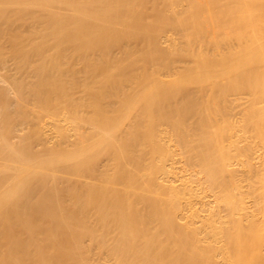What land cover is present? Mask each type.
Here are the masks:
<instances>
[{
	"label": "bare ground",
	"instance_id": "bare-ground-1",
	"mask_svg": "<svg viewBox=\"0 0 264 264\" xmlns=\"http://www.w3.org/2000/svg\"><path fill=\"white\" fill-rule=\"evenodd\" d=\"M112 37L142 46L122 50L129 63L84 68L91 96L72 118L65 92L47 96L62 68L44 66L46 53L75 64ZM3 41L31 54L6 78L18 100L26 89L42 103L30 115L24 96L0 118V264H264V0H0L6 57ZM58 104H70L62 120ZM57 168L89 182L62 198Z\"/></svg>",
	"mask_w": 264,
	"mask_h": 264
},
{
	"label": "rangeland",
	"instance_id": "rangeland-1",
	"mask_svg": "<svg viewBox=\"0 0 264 264\" xmlns=\"http://www.w3.org/2000/svg\"><path fill=\"white\" fill-rule=\"evenodd\" d=\"M145 11V10H144ZM149 11H147V13H148ZM145 12H143V14H144ZM4 27H5V29L7 28L8 30L7 31H9V30H12L11 28H16V26H11L10 24H7V25H3ZM4 29V30H5ZM162 29V28H161ZM167 30H169V28H166ZM176 38L178 39V41H180V37H179V35H177L176 36ZM115 40H119V39H115L114 37H112L111 39L109 38V40H107V41H105L104 43H98L97 45H94L93 46V48H91V51H82L81 52V56L80 57H82L81 59H79V60H75L77 63H75V64H73V63H65V62H63L64 60L66 61V59H63V57L62 56H60L61 54H60V52H58V54H56L57 53V51H55V54H53V52H54V50L55 49H51L52 47L53 48H55L56 46H55V44L56 43H48L47 44V48H49V50L51 49V50H53V52L51 51V53H46L47 55H48V58L45 60V62H44V60H42L43 62H44V66H47L48 64H49V66H52V64H57V66L58 65H60V68H62V70L60 71V72H58V71H54V69H56V68H58V67H55V68H53L54 67V65L52 66V68H50L49 66V68L51 69L50 70V72H52V69H53V72L51 73V74H49V78L48 79H51V81H49L51 84H52V92L50 93V94H48L47 96H49L48 98H51L52 96H54V97H58V95L61 97L62 95H64V92H65V95H66V97L68 96V101H70L69 103L71 104V105H74V104H78V105H80V106H78L77 105V110H75L76 109V107H73V108H71V110L72 109H74V110H72V111H74V113L72 112H68V114L70 113V116H72V118L73 117H75V118H78V117H82L81 119H83V115H84V111H83V114H82V108H83V106H84V103H83V101H85L86 102V100L85 99H89V97L91 96V93L89 92V91H87V89H85V87L87 86V84L85 85V82L86 81H88V80H84L86 77L87 78H90L88 75H87V73L84 71L85 69L84 68H87V67H89V64H94L95 66H97V65H99V64H102V59L103 58H111L112 60H121L123 63H129L130 62V60L129 59H125L126 58V52L125 53H122V50L124 49V48H126L127 47V50H129V49H136V48H139V47H141L142 46V43L141 42H139V41H137V40H132V41H126V40H122V39H120V41H115ZM7 43H9V42H2V48L4 49V50H1L2 51V53H3V55H4V51H6L7 52V54L6 55H8L9 53H8V50L10 51L11 50V54H9V55H11V56H6L7 57V59H6V57L5 56H0V61L3 59V57H4V59L3 60H6V66H0V84H1V82H2V84H1V87H0V94H1V92H2V94L3 93H5L6 92V94H9L8 95V97L7 98H5L6 100H4V102H5V104H2L1 103V105H0V110L2 109V111H1V113H2V115L0 116V118L1 117H3V116H12L13 115V113L16 111V110H18V109H20V106H21V104L19 103V100L20 99H22V97L23 98H25L26 97V102H25V107H26V109L25 110H27L26 111V113H28V114H30V115H33L34 114V110H37L38 108H35V105L38 103V102H40V104L42 103L41 102V100H42V98L40 99V101H36L35 99H33L32 98V95L31 94H33L31 91V94H26L28 91H26V89H25V91L24 90H22V91H24V93L23 92H19V95L21 94V93H23L22 95H20V96H22L19 100H18V97L16 96V94H18V93H14L15 91H17L16 90V88H14V89H12V85H10L9 84V82L7 81V77L10 75L11 76V74H15V70H16V68H17V64H18V61H17V59L19 60V61H21V63L23 62V64H21V63H19V64H21V65H24V62L27 60L28 62L30 61L29 59H30V57H31V54L29 55V54H27V55H29L28 57L26 56V53H23V51H22V53L20 52V50L18 49V47H19V45H21V44H16V45H13V43H11L12 44V46H18L17 47V49H15V47H12L11 45H10V43L9 44H7ZM18 43V42H17ZM24 43H26V44H24ZM23 44L24 45H22V46H24V47H27L26 45H29L30 46V48H31V45H33V47L36 45V43L34 44H32V43H28V42H24ZM39 43H40V45H41V42H37V44L39 45ZM6 44V45H5ZM45 45H46V43H44ZM44 44H42L43 46H45ZM57 45V44H56ZM232 45V44H231ZM6 46V47H5ZM48 46H52L51 48L50 47H48ZM77 46H79V44L77 45ZM219 46H225V45H219ZM218 46V47H219ZM8 47H12V48H14V49H8ZM28 48V47H27ZM216 48L217 47H212V46H210V45H207V44H205L204 46L203 45H201L200 43H198V44H193L192 45V49H193V51H194V53H200V54H202V55H205V56H207V57H216ZM6 49V50H5ZM13 50H14V53H12L13 52ZM15 51H18V54H20V56L19 57H16V56H18V55H16V53H15ZM44 51V50H43ZM20 52V53H19ZM1 54V53H0ZM14 54V55H13ZM23 54H25L24 55V57H22L21 55H23ZM46 54L44 55V53L42 54L43 56H46ZM2 55V54H1ZM15 56V57H14ZM11 57H12V59H15V60H13V61H10V59H11ZM25 57H26V59H25ZM9 58V59H8ZM11 59V60H12ZM74 59H77V58H75L74 57ZM185 59V58H184ZM187 60L188 61H190V59L189 58H187ZM187 60H184V61H186L185 63L186 64H188V62H187ZM8 61V62H7ZM15 61H17V62H15ZM41 61V60H40ZM39 61V62H40ZM42 61H41V63H42ZM71 61V60H70ZM70 61H66V62H70ZM74 61V62H75ZM99 61V62H98ZM101 61V62H100ZM15 62V63H14ZM72 62V61H71ZM17 63V64H16ZM40 63V64H41ZM59 63V64H58ZM17 65V66H15V65ZM43 64V63H42ZM1 65V64H0ZM12 65H13V67H12ZM9 68H8V67ZM56 66V65H55ZM5 67H7V68H5ZM15 67V70L13 69ZM5 68V69H4ZM6 69H8V71L6 70ZM10 69V70H9ZM13 71H12V70ZM6 70V71H5ZM111 71V72H113V74L114 75H112L110 78H116V77H122L123 75H128V73L126 72L127 71V69H113V70H108L106 67L105 68H103V69H99L98 71ZM116 70V71H115ZM157 70L159 71V72H161V74H167L168 72H167V70H165V69H163L161 66H157ZM21 72H23L24 70H20ZM20 72V73H21ZM17 73V72H16ZM86 73V74H85ZM17 76H19V75H22V74H16ZM16 75H14V76H16ZM100 75H105V73H102V74H100ZM16 76V77H17ZM29 76H30V74H29ZM51 76V77H50ZM32 77H34V76H30V77H27V74H25V77H24V74L22 75V80H24V82H32V81H34V83H36L35 81L36 80H33V79H35V77L34 78H32ZM86 78V79H87ZM21 80V81H22ZM71 80H72V82H71ZM84 81V82H83ZM6 82V83H5ZM20 82V81H19ZM30 82H29V84H30ZM4 83V84H3ZM33 83V82H32ZM31 83V84H32ZM33 83V84H34ZM82 83H84V86L85 87H83V85H82ZM87 83V82H86ZM73 84V85H72ZM3 85V86H2ZM9 86V87H8ZM87 88V87H86ZM2 89V90H1ZM8 89V90H7ZM10 89V90H9ZM9 91V92H8ZM13 92V93H12ZM26 92V93H25ZM74 92V94H73V98L70 96L72 93ZM5 94V95H6ZM56 95V96H55ZM25 96V97H24ZM47 96H45V98L47 97ZM51 96V97H50ZM54 97L53 98H51V99H54ZM262 98H264V97H262ZM1 101H3V100H1ZM82 102V103H81ZM70 104H66V105H63V104H58L57 105V107H55V108H53L52 110H50V113L52 112H54V111H56V112H54L56 115H57V117L59 118H61V117H63V113L62 112H64V114H65V112H66V107H67V105H70ZM219 105V103H217L216 104V106H218ZM231 106H232V104H231ZM19 107V108H18ZM81 109H80V108ZM64 109V110H63ZM84 110H85V108H84ZM218 111H220L221 110V108L219 107L218 109H217ZM60 111V114H58V112ZM81 112V114H82V116H81V114H79L80 112ZM55 114H53V115H55ZM76 116H78V117H76ZM77 114H79V115H77ZM231 114V112L229 113V115ZM55 115V116H56ZM67 115V112H66V114H65V116ZM40 116H41V119L42 120H44V119H46L47 118V116H45L44 115V113H41L40 114ZM69 116V117H70ZM56 117V118H57ZM59 118V119H60ZM79 118V119H80ZM79 119H74V121L75 120H77V121H75V124H74V121H73V126L75 125L76 126V123H77V127L78 128H80L81 126L80 125H82V121L83 120H81L80 121V124H79V126H78V123H79ZM61 120H62V118H61ZM20 123H15V124H13V127H15L14 129H16L18 132L20 131V129H18L19 128V125ZM226 126H227V123L225 124ZM16 126H18V128H16ZM24 127V125L22 126V128ZM228 127V126H227ZM47 128V127H46ZM15 131V130H14ZM17 131H15V133L16 134H21V132H19V133H17ZM81 132H85L84 130H82L81 129ZM29 133V131L28 130H25L24 131V135L25 136H27V134ZM250 135V134H249ZM69 140H72L71 138H69ZM60 141V142H59ZM67 141V140H66ZM23 142V141H22ZM14 143L15 144H19L20 142L19 141H17L16 139L14 140ZM59 143V144H58ZM172 143H174V142H172ZM50 144H55V146L56 147H58V149H59V147H60V149L62 148V149H64L65 147V143L63 144V141H61L60 139H58V140H56V139H52L51 141H50ZM72 148V147H71ZM71 148H67V150H71ZM57 149V150H58ZM33 151H34V153L35 154H37L38 156H39V158H40V160H43V159H45L46 157H47V155H46V152H45V148L44 147H41V146H37V145H35L34 146V148H33ZM72 151V150H71ZM66 153H68V151H66ZM69 153H71V152H69ZM109 158V157H108ZM106 160V158H103L102 159V161H100V163H104V161ZM97 163H99V160H98V162ZM99 163V164H100ZM56 170H59L58 172H56V178H57V180H58V182L60 183V185H61V187H60V189H59V193H60V195L62 196V198H65V197H67V191H68V189L70 188V187H72L71 189L73 190V192L75 191V192H77V194L79 193H81V189L84 187V183L83 182H89V180H87L86 178L84 179L83 177H81V176H78V177H76V176H68L67 175V173L65 172V171H63V169H59V168H57ZM230 175H232V176H230V177H233V174L231 173ZM95 177V176H94ZM110 177H112V175H110ZM243 179H244V182H243V185H248V179H247V177L244 175L243 176ZM112 180L113 181H115L116 183H118L119 182V180H116V178L114 179V178H112ZM95 182V181H94ZM93 182V183H94ZM246 190V195L248 196V198H247V196L245 195V196H243V198H244V201L247 203V205L249 206V207H252V208H254L253 207V204H254V202H252L253 201V199L252 198H250L249 199V197H251V195H250V192H249V188L247 187V186H245L244 188H243V192ZM248 191V192H247ZM248 193V194H247ZM252 208H251V210H252ZM252 234H253V236L255 237L256 236V234H257V229L256 228H254L253 230H252Z\"/></svg>",
	"mask_w": 264,
	"mask_h": 264
}]
</instances>
